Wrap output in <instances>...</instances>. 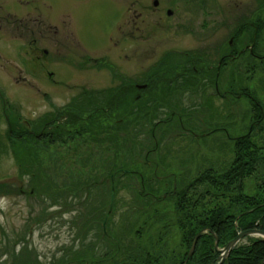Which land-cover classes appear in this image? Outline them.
Listing matches in <instances>:
<instances>
[{"label":"rangeland","instance_id":"obj_1","mask_svg":"<svg viewBox=\"0 0 264 264\" xmlns=\"http://www.w3.org/2000/svg\"><path fill=\"white\" fill-rule=\"evenodd\" d=\"M152 1L0 0V183L11 186V194H0V264H143L145 253L153 264L178 263L187 251L183 235L192 226L179 227L175 219H186L187 212L208 219V211L229 202L210 195L208 180L222 182L235 165L237 140L246 136L252 147L243 160L254 163L244 171L242 193L264 196V57L246 52L225 60L219 91L224 98L203 83L210 97L185 96L181 107L189 120L178 115L185 130L171 113L177 102L173 89L150 94L165 85L154 78L141 98L126 94L124 104L115 106L118 114L110 105L92 106L80 110L75 128L58 116L75 100L93 104L90 96L96 92L100 96L103 90L114 92L121 84H142L146 76L160 75L156 65L171 63L177 52L203 58L207 63L195 68L213 76L219 52L237 53L253 44V52L264 55V0H158L156 9ZM133 19L142 29L126 31L125 37V24ZM138 103L142 112L150 108L152 124L143 119V128L134 130L137 137L126 139V113ZM93 111L92 126L99 134L94 139L84 132L91 120L86 115ZM11 116L42 138L34 142L49 179L40 197L32 193L31 173L21 170L7 140ZM43 119L46 124L39 128ZM115 122L124 129L116 138L101 132L112 130ZM156 123L163 124L153 127ZM218 127L225 130L193 134ZM145 153L154 161L147 166ZM154 163L160 173L177 174L175 196L171 180L165 184L166 179L153 177ZM126 169L143 178L120 172Z\"/></svg>","mask_w":264,"mask_h":264},{"label":"trees","instance_id":"obj_2","mask_svg":"<svg viewBox=\"0 0 264 264\" xmlns=\"http://www.w3.org/2000/svg\"><path fill=\"white\" fill-rule=\"evenodd\" d=\"M264 24V22H263ZM252 29L251 25L247 26ZM241 27V28H247ZM259 29H257V33ZM257 38V37H256ZM128 97V96H127ZM126 95H112L107 97H94L91 98L93 104H90L86 99L80 101L75 100L72 102L70 109L64 111L58 116H62L67 125L70 128H75V121L78 120L79 115L82 114L80 110H87L92 106H100L98 109H102L106 105L113 106V113H117V109L122 106L125 102ZM89 100V99H88ZM147 100H154L151 98H147ZM82 103H80V102ZM87 101L84 105L83 102ZM155 101L151 103H155ZM80 103V104H78ZM117 105V109L115 110V106ZM139 103L136 105V110L130 111V113H126V139H134L138 134L135 133V128H143V124L146 122L152 124V118L149 117L148 108L146 112L140 111V107H138ZM81 108V109H79ZM78 109V110H76ZM97 109V111H98ZM123 109V108H122ZM13 112V111H12ZM87 113V112H86ZM95 115L94 111L91 114H87V119L90 120L87 123V129H85V133L89 136H92L93 139L97 137L96 131L92 126V118ZM149 117V118H148ZM155 117V115H152ZM146 118V119H145ZM146 120V122L143 121ZM172 119H168V122ZM40 121L37 125L44 126L46 123L44 119ZM7 124V132L6 137L10 142L11 146H13V152L16 158V161L21 168V170H26L30 172V185L32 189V193L36 194L38 197L43 195L47 189L48 179L46 174L44 173V168L42 167V161L40 160V146H38L37 139L42 140V138L37 137V131H30L28 129H24L20 126L17 121L11 116L6 121ZM162 125L163 123L153 124V127L158 125ZM101 124L98 125V129H101ZM152 129V128H151ZM122 123L115 122L114 127L112 125V130L101 131L102 133L109 132L111 137L112 134L116 138V136L123 132ZM154 130V128H153ZM37 133V134H36ZM95 134V135H94ZM95 136V137H94ZM150 138H152L150 132ZM246 137L240 138L236 142L235 150H236V158L234 160V167L227 172H225L221 177L223 178L222 182L208 180L210 182V186L212 187V192L216 193V195H220L219 197L228 198L229 202L225 204V206H220L217 209H213L207 212V218H200L197 212H187L186 219L184 220H194V224L189 230L187 235H183L184 242L183 245L186 246V250H188L191 246L193 238L197 232L202 228V224L207 227L206 234H201L199 240L196 243L195 251L192 254L191 258L188 260V264H217L218 259L217 255L213 253L212 246L215 241V236L218 239V246H224L230 240H232L238 232L259 229L264 232V196L261 194L256 196H243L242 191V178L244 177V171L247 169L249 165L254 163V159L244 161L245 153L248 151L252 145L248 142ZM36 143H35V142ZM138 148V147H136ZM141 151L138 150L137 154ZM251 155V154H250ZM249 157H253L249 156ZM263 160L260 159L261 164ZM36 163V164H34ZM127 167V166H126ZM125 169V168H124ZM219 183H222L219 184ZM264 184V180L262 181ZM50 184V183H49ZM52 185V184H51ZM51 187V186H50ZM11 186H7L4 183H0V194L6 193L11 194L10 192ZM224 190L223 194H218L217 192H221ZM209 193V191L207 192ZM206 194V193H205ZM230 199L232 202H230ZM43 201V200H41ZM202 210V209H201ZM204 211V210H202ZM206 214V216H207ZM181 219V218H180ZM187 252V251H186ZM186 252L184 253V257L179 262L182 264L185 259ZM150 256L144 254V263L143 264H153V261H150ZM178 262V263H179ZM177 264V263H176ZM222 264H264V241L260 239L250 238L249 242L244 245L236 246L232 249L228 257L222 262Z\"/></svg>","mask_w":264,"mask_h":264},{"label":"flooded vegetation","instance_id":"obj_3","mask_svg":"<svg viewBox=\"0 0 264 264\" xmlns=\"http://www.w3.org/2000/svg\"><path fill=\"white\" fill-rule=\"evenodd\" d=\"M154 1L158 2V0L152 1V6L154 7V9H156V7H158V3L156 6H154L153 5ZM151 10H152V8H151ZM168 12L172 13V11L169 9V7H167L165 9V14L168 15ZM127 24H128L127 28H126V24H125V33H124L125 37H126V31H127V34H130L132 32H140V30L142 29V28L136 26L134 19L130 20ZM130 24H131V26H130ZM250 25L252 28H254V26L252 24H250ZM237 31H240V33H241L243 31V28L239 27V29ZM237 31H236V33H237ZM256 37H257V28H255L254 41H256ZM233 38H234V36H233ZM233 38L228 42L229 45L234 44ZM231 49H235V48L231 47ZM246 49L239 50L237 53H235V52L234 53H223L222 55L219 52L218 53L219 60L217 62V66H216V70L214 72V76L210 73L209 70L203 71L204 73L202 74V72L199 71V69L195 68L196 64L207 63V61L204 60L203 58H202V60L201 59L196 60L194 58V56H191L188 52H177V54H175L176 58L173 57L170 59L171 63L161 62L164 58L163 57L160 61L161 63L159 62L160 64L156 65L155 69H157L158 72H160V75H157L158 74L157 73L154 76H146V78H145L146 81L143 82L142 84H131L130 83L129 86H126V84H121V85H119L120 88L118 87L119 89L114 91V92H110L108 90H103V92L100 94V96H98L100 92H96L92 96L107 97V96H112V95H122V93L125 95L127 94V96H128L130 93H132L133 95H135V98H141L142 93H144L149 86V84H148L149 80L154 78V80H156V83H158V84L164 83L165 85H163V84H160L159 86L156 85L155 86L156 91H150V94H152V93L156 94V93L160 92L162 88H170L171 90L173 89V91H172L173 96H174L173 99H177V102H176V109L171 111V113L177 115V118H178L177 122H179L180 129L185 130L186 128H185L184 122H183L182 118L178 116V115H181L182 113H184L183 119L184 118L188 119V116L185 115L186 114L185 113L186 108L181 107V101L183 100V98L185 96H186V98H189V97L192 98L194 96H198L199 98H203V99L210 97L209 95L206 97V93L204 92V87L200 85L202 83L205 84L206 89H208L210 87V85L213 86V93H215L216 96H220V97L222 96V98H224L225 96L221 95L219 91L221 89L220 81L222 83H224V81H222L220 79V77H221L220 71H221V67L224 64L225 60L228 58V59L234 61L237 58H240L241 56L245 55L246 52H248V54H250L254 59L259 60L262 57H264V55L258 56L253 52V44L250 46H246ZM168 55H170V54H166L165 57H167ZM142 86H144V87L142 88ZM168 86H170V87H168ZM224 86L225 85H222V87H224ZM90 98H93V97L90 96ZM208 104H209V101H208ZM198 108H199V106H198ZM123 110H126V107H123ZM189 118H191V117H189ZM187 130H189V132L192 134L190 129L187 128ZM222 130L223 131L225 130L224 127L223 128H220V127L213 128L211 131L206 132V133L193 132V134L195 136L210 135V134H213L215 132H221ZM157 147H158V145L155 144L153 149L147 150L148 156L151 152L156 150ZM147 153H145V155L143 157V164L145 166L149 165L151 162H154V161H151L150 159H148V156L146 155ZM158 168H159V165L157 163H154V170L151 171L153 177L160 179V180L166 179V180H163V181H166L165 184H168L167 181L171 180V184L173 186V190H171V192H172L171 194H173V196H175L176 195L175 188L177 187L176 186L177 185V174L170 173V172L165 173L166 171L160 173V170L158 171ZM123 171L124 170H121L122 174L130 173V174L138 176L140 179L143 178V173H141L137 170H127L126 169L125 172H123ZM162 171H164V170H162ZM117 172H118V170H116V172H114V173H117ZM113 175L114 174H111L110 176H108L109 180L111 179V183L113 182V180H112ZM142 183H143V180L141 181V184ZM111 188H112V186H111ZM139 195H142V191L139 192ZM156 200H157V198H156ZM179 206L181 207L180 202H178L177 209H176L177 211H180V209H181V208H179ZM106 220L107 219H104V221H103V233H104V235L106 234L105 229H104V225L106 224ZM175 220H176V223L179 227H180V225L185 227L187 224H189L190 226H192L194 224L193 219H191V220L175 219ZM200 226H202V228L199 231L203 230L204 231L203 233L206 234L208 228L205 227L204 224H202ZM198 240H199V238L197 239V241ZM197 241H196V243H197ZM215 242L216 241H214V244L212 246V250H213V253L217 255L216 258L219 259L221 253L214 250ZM225 246H226V244L224 246H218V239H217L218 251L221 250L222 248H224ZM195 247H196V245H195ZM189 249L187 250L185 257L187 256ZM194 251H195V248H194ZM222 262H220L219 264H222ZM177 264H181V263L179 262ZM186 264H188V263H186Z\"/></svg>","mask_w":264,"mask_h":264},{"label":"water","instance_id":"obj_4","mask_svg":"<svg viewBox=\"0 0 264 264\" xmlns=\"http://www.w3.org/2000/svg\"><path fill=\"white\" fill-rule=\"evenodd\" d=\"M157 1H154L153 5L156 6L157 5ZM171 12H168V15H170ZM144 86H142L143 88ZM125 172V171H124ZM113 198H114V189L111 190V193H110V207H109V210L112 209V203H113ZM204 231L201 230L199 231L195 236H194V239H193V242H192V245L190 247V250L183 262V264H186L188 259L191 257V255L193 254L194 252V248H195V245H196V241L197 239L199 238V236L203 233ZM252 236H255V237H260L262 241H264V232L259 230V229H252V230H247V231H242V232H238L237 235L232 239L230 240L226 246L224 248H222L221 250L218 251L217 249V238L215 239V245H214V250L217 251V252H220L221 255L219 257L220 259V262H222L231 252V250L241 241L243 240L244 238L246 237H252Z\"/></svg>","mask_w":264,"mask_h":264},{"label":"bare ground","instance_id":"obj_5","mask_svg":"<svg viewBox=\"0 0 264 264\" xmlns=\"http://www.w3.org/2000/svg\"><path fill=\"white\" fill-rule=\"evenodd\" d=\"M114 207V206H113Z\"/></svg>","mask_w":264,"mask_h":264}]
</instances>
